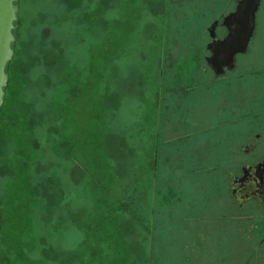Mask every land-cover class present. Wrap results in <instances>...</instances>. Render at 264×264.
<instances>
[{"label": "rangeland", "instance_id": "rangeland-1", "mask_svg": "<svg viewBox=\"0 0 264 264\" xmlns=\"http://www.w3.org/2000/svg\"><path fill=\"white\" fill-rule=\"evenodd\" d=\"M18 2L0 209L23 166L37 187L25 196L35 216L24 264H173L188 242L180 218L220 211L221 168L243 117L254 111L264 122V78L243 76L246 60L264 61V4L249 57L223 88L196 70L204 50L189 54L200 39L208 45L232 0ZM14 122L23 145L5 134ZM14 253L1 231L0 264Z\"/></svg>", "mask_w": 264, "mask_h": 264}, {"label": "flooded vegetation", "instance_id": "flooded-vegetation-1", "mask_svg": "<svg viewBox=\"0 0 264 264\" xmlns=\"http://www.w3.org/2000/svg\"><path fill=\"white\" fill-rule=\"evenodd\" d=\"M232 2L234 10L231 13L235 12L239 0ZM263 4L264 0L259 11ZM228 15L224 14L212 25L215 27L217 40L225 39L228 34L223 25ZM211 28L208 45L213 42ZM220 28L223 29V37L218 35ZM200 33L205 34V31L201 30ZM208 45L205 47L204 41L200 39L194 49L190 48V57L196 58L203 50L202 56H208L206 60L204 56L202 63L198 62L196 70L207 76L211 71L210 83L215 86L219 84L223 88L230 87L234 80L233 74L239 69V58L249 57L250 44L245 53L237 55L234 68L225 67L221 77H217L207 63V59L211 57ZM259 60L260 54L255 59L246 60L243 76L257 78L262 74L264 78V61ZM161 85L162 83L159 89ZM261 95L264 98V94ZM242 120L246 131L231 151L230 162L221 168V179L218 182L221 190L218 197V202H221L220 211L216 213L214 210L210 212L198 209L200 212L196 210L193 216L180 218L181 223L178 224L180 227L184 226V229L179 228V232L182 236L185 235L182 230L186 232L188 242L183 244L182 249L177 247L173 264H264V122L259 113L254 111ZM219 236L222 239L219 240ZM191 246L192 251L188 252L187 248ZM207 249L209 254L205 253Z\"/></svg>", "mask_w": 264, "mask_h": 264}, {"label": "water", "instance_id": "water-1", "mask_svg": "<svg viewBox=\"0 0 264 264\" xmlns=\"http://www.w3.org/2000/svg\"><path fill=\"white\" fill-rule=\"evenodd\" d=\"M19 0H0V110L5 100V89L9 82L8 67L14 56L16 30L19 21ZM263 0H239L235 12L225 19L228 34L217 40L215 27L211 28L213 42L208 45L211 57L207 63L217 77L223 75L225 67L233 69L236 57L247 51L256 30V18Z\"/></svg>", "mask_w": 264, "mask_h": 264}, {"label": "trees", "instance_id": "trees-1", "mask_svg": "<svg viewBox=\"0 0 264 264\" xmlns=\"http://www.w3.org/2000/svg\"><path fill=\"white\" fill-rule=\"evenodd\" d=\"M17 27H18V23H17ZM8 89H9V82L7 88L5 89L4 104L0 110V128L2 124L1 115L6 108L5 102L7 98ZM10 103L11 104H9L5 110L7 112L6 117H8V115L13 116L12 114H14L17 107L16 99L13 98V100H11ZM16 122H14L8 129H5V134L11 135L15 139V143L17 144V146H19V145H23L24 142H19L18 131L20 129V123H18V126L16 125V127L14 128ZM5 126H7V124L3 123V127ZM21 152L23 153L24 151ZM19 153L20 152H18V156L20 159V156L22 154L19 155ZM16 154L17 152L15 153V156ZM35 184L36 182H33L31 172L27 173L26 170L23 169V166L22 168L19 169V173H16L12 177V180H10L7 183L6 189L8 190L7 193L9 196V200L6 204V209H4L3 212L0 209V232L2 231L5 235H7L8 239L12 243V248L15 252L14 257L11 259V262L10 263L7 262V264H24V262H26L25 261L26 255L24 251L27 246H30V243H23L22 236H25L27 238L26 231L29 228L28 225L29 220L33 216H35V214H32L34 213L33 210L27 212V204H29V202H27L25 196H31L34 191L36 192L37 187Z\"/></svg>", "mask_w": 264, "mask_h": 264}]
</instances>
